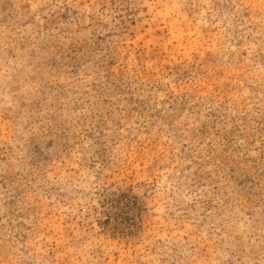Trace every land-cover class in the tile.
<instances>
[{"label": "rangeland", "instance_id": "rangeland-1", "mask_svg": "<svg viewBox=\"0 0 264 264\" xmlns=\"http://www.w3.org/2000/svg\"><path fill=\"white\" fill-rule=\"evenodd\" d=\"M0 264H264V0H0Z\"/></svg>", "mask_w": 264, "mask_h": 264}]
</instances>
